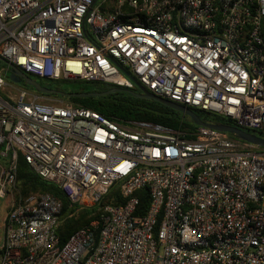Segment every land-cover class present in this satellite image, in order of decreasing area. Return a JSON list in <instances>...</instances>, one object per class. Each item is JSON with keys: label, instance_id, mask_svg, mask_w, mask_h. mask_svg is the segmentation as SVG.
<instances>
[{"label": "built area", "instance_id": "2783aa9c", "mask_svg": "<svg viewBox=\"0 0 264 264\" xmlns=\"http://www.w3.org/2000/svg\"><path fill=\"white\" fill-rule=\"evenodd\" d=\"M0 58L30 78L151 94L264 134V0H0ZM0 68V197L17 158L94 218L61 244L62 204L30 194L0 264H264V148L211 128L120 122ZM117 187L123 203L99 206ZM148 207L137 216L136 192ZM97 207V208H96ZM96 208V209H95Z\"/></svg>", "mask_w": 264, "mask_h": 264}, {"label": "trees", "instance_id": "16d2710c", "mask_svg": "<svg viewBox=\"0 0 264 264\" xmlns=\"http://www.w3.org/2000/svg\"><path fill=\"white\" fill-rule=\"evenodd\" d=\"M8 73H5L6 78ZM40 85L48 89L60 90L65 93H91L105 92L112 88L110 85L98 82H81V81H60L51 82L41 79H35ZM20 85L27 90L34 92L33 89L23 82ZM126 90V89H125ZM138 92L137 90H135ZM35 93V92H34ZM37 94V93H36ZM44 98H56L64 102H68L75 106L90 109L104 117L120 122H142L161 126L174 132L188 133L197 128L189 117L165 107L155 101L138 98L127 92H115L99 98H62L58 95H42ZM200 119L207 124H225L235 126V124L221 116L211 113H205L194 110ZM264 139V134L246 130ZM230 137L232 135L228 134ZM51 194L62 204L63 211L61 215L60 225L57 234L60 243L63 244L68 236L77 229L89 223L95 214L94 208L90 210L76 211V206L71 204L65 197L59 187L54 184L42 180L35 172L24 162L22 157L17 158L16 170V196L22 197L30 194ZM139 198V206L135 215L143 214L148 207L147 188H143L136 192ZM123 203V199L119 195L117 187L112 188L109 193L102 198L99 206L119 205Z\"/></svg>", "mask_w": 264, "mask_h": 264}, {"label": "water", "instance_id": "95a60500", "mask_svg": "<svg viewBox=\"0 0 264 264\" xmlns=\"http://www.w3.org/2000/svg\"><path fill=\"white\" fill-rule=\"evenodd\" d=\"M0 62H3L5 65L8 67V80L14 84H20L24 83L25 85L31 87L33 91L37 94H42V95H58L59 97L62 98H99V97H104L109 94L115 93V92H127L135 95L138 98L146 99V100H151L155 101L165 107H168L174 111H177L187 117L190 118L192 123L197 126V127H204V128H211L217 131H221L227 134H230L233 136V138L244 141L248 144L258 146L261 148H264V139L250 133L246 130H243L241 128H238L236 126H230V125H225V124H207L204 123L200 117L198 116L197 113H195L193 110L188 109L184 106L178 105L174 102L159 98L150 92H148L143 86H141L139 83H137L135 80H133L136 91H129L125 90L123 88L119 87H112L109 90L105 92H91V93H65L60 90H55V89H48L46 87H43L40 85L37 81L33 80L30 78L28 75H26L24 72H22L19 68L12 64H8L4 62L0 58Z\"/></svg>", "mask_w": 264, "mask_h": 264}, {"label": "rangeland", "instance_id": "374dc122", "mask_svg": "<svg viewBox=\"0 0 264 264\" xmlns=\"http://www.w3.org/2000/svg\"><path fill=\"white\" fill-rule=\"evenodd\" d=\"M3 67H6V65L3 62H0V68H3ZM31 78L33 80L36 79V78H33V77H31ZM17 86H21V85L20 84H17ZM56 101H61V100L56 99V98H46V102H49V103H54ZM4 164H5L4 161L3 160H0V168L3 167ZM10 193H11V197L10 198L8 197V195H6L4 198L0 197V237L2 235V229H1L2 220L6 217V214L9 211L12 202L14 200L18 199L19 197H22L20 195L16 196V188H15V191L14 192H10Z\"/></svg>", "mask_w": 264, "mask_h": 264}, {"label": "crops", "instance_id": "0c3cea01", "mask_svg": "<svg viewBox=\"0 0 264 264\" xmlns=\"http://www.w3.org/2000/svg\"><path fill=\"white\" fill-rule=\"evenodd\" d=\"M7 195H8L9 198L11 197V193H10V192H8ZM4 219H5V218H4ZM4 219L2 220V225H3V223H4ZM2 225H1V229H2ZM1 242H2V235H1V237H0V245H1Z\"/></svg>", "mask_w": 264, "mask_h": 264}]
</instances>
